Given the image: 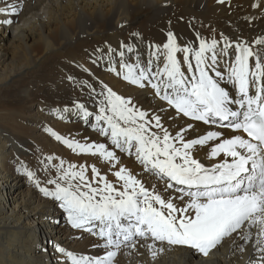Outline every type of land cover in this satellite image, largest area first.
Returning <instances> with one entry per match:
<instances>
[{
    "label": "snow or ice",
    "instance_id": "6c2138e0",
    "mask_svg": "<svg viewBox=\"0 0 264 264\" xmlns=\"http://www.w3.org/2000/svg\"><path fill=\"white\" fill-rule=\"evenodd\" d=\"M18 11V5L0 8L5 15ZM221 39L222 44L203 37H198V44H181L169 31L165 43L149 45L150 59L137 56L131 63L125 60V51L109 47V59L117 53L119 57V69L112 66L109 70L117 75L122 71L124 80L140 88L151 87L174 110L173 120L182 115L245 135L225 137L221 131H206L187 138L194 127L190 123L173 133L161 114H150L107 85L98 93L92 88L103 97L98 113L80 102L75 109L87 122L94 118L93 127L110 140L111 148L106 143L66 139L48 129L73 151L99 156L110 168L120 163L115 150L134 155L147 174L164 182L162 190L147 186L126 167L113 173L117 186L95 165L69 162L65 167L63 159L55 165L57 175L46 181L50 188L41 186L36 173L21 165L45 197L59 202L71 227L103 242L102 257L76 254L56 245L70 264H115L123 247L135 249L141 241L153 259L164 244L186 246L207 256L226 239L241 251L252 245L256 258L249 264H264V37L255 39L256 47L223 34ZM121 47L134 51L131 45ZM165 111L162 107L161 112ZM205 146L210 149L209 159H223L211 165L202 163L193 153Z\"/></svg>",
    "mask_w": 264,
    "mask_h": 264
},
{
    "label": "bare ground",
    "instance_id": "6f19581e",
    "mask_svg": "<svg viewBox=\"0 0 264 264\" xmlns=\"http://www.w3.org/2000/svg\"><path fill=\"white\" fill-rule=\"evenodd\" d=\"M10 4L19 6L17 14L0 13V86L11 87L0 88V264H70L56 251V245L76 254L102 257L103 242L71 227L59 202L45 197L35 184L29 187V178L19 166L41 149L46 159L55 158L41 165H58L61 159L65 167L69 162L95 165L117 186L113 173L126 167L147 186L162 190L164 182L147 174L134 155L113 149L120 163L110 168L99 156L73 151L48 129L66 139L106 143L111 148L110 140L93 127L94 118L87 122L75 109L80 102L98 113L103 97L96 93L107 85L150 114H161L165 127L173 133L190 123L194 127L187 138L206 131H221L225 137L241 135L182 115L171 119L174 110L151 87L140 88L124 80L122 71L117 75L109 70L112 66L119 69V57L117 53L110 60L107 53L111 47L125 51L129 63L137 56L147 61L152 51L149 45L165 43L169 31L181 44H198V37L215 38L222 44L223 34L232 41L253 42L256 47L255 39L264 37V0H225L223 4L218 0H0V8ZM7 19L13 22L4 23ZM122 44L133 46L134 51L127 52ZM101 52L105 54L101 56ZM66 108L71 111H63ZM209 150L205 146L193 154L206 165L223 159H209ZM42 172L50 174L49 170ZM45 173L36 175L41 186L51 188L46 181L53 176H43ZM88 175L91 178L90 169ZM143 244L141 241L135 249L123 247L115 264H249L256 258L252 245L241 251L231 239L207 256L186 246L164 244L155 259Z\"/></svg>",
    "mask_w": 264,
    "mask_h": 264
},
{
    "label": "rangeland",
    "instance_id": "374dc122",
    "mask_svg": "<svg viewBox=\"0 0 264 264\" xmlns=\"http://www.w3.org/2000/svg\"><path fill=\"white\" fill-rule=\"evenodd\" d=\"M0 88L10 89L11 87L9 85H3V86H0ZM76 122H78V120ZM34 126L35 125L31 126L32 129H34ZM41 153H42V151H41V149H39L38 152L35 151L34 153L29 154L28 158H30V159L27 162H24L22 165H25L29 170H31V171H33L35 173H38V174L39 173H45V172H42V171L49 170L50 174L45 173V174H42V175L43 176H53V178H54L57 175L55 163H51V164L50 163H46V165H41L40 163H42V162H48L47 159L44 156L41 155ZM19 167H21V166H19ZM38 178L41 181L40 176H38ZM24 179H25V177H24ZM27 180H28V183H29V187L35 184L32 180H30V179H27ZM26 189H25V191H26ZM1 194L3 195V192ZM51 224H55V222L51 221ZM78 231H80V229H78ZM39 236H42V234L40 232H39Z\"/></svg>",
    "mask_w": 264,
    "mask_h": 264
}]
</instances>
